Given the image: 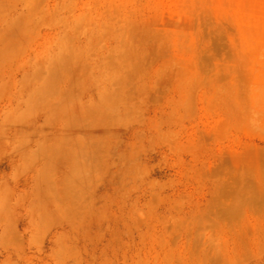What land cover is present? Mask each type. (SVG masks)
Segmentation results:
<instances>
[{
  "label": "rangeland",
  "instance_id": "rangeland-1",
  "mask_svg": "<svg viewBox=\"0 0 264 264\" xmlns=\"http://www.w3.org/2000/svg\"><path fill=\"white\" fill-rule=\"evenodd\" d=\"M0 264H264V0H0Z\"/></svg>",
  "mask_w": 264,
  "mask_h": 264
}]
</instances>
